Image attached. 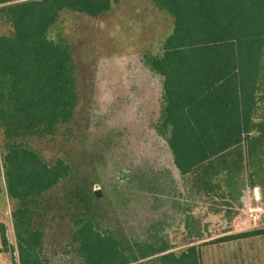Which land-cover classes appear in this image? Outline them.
I'll use <instances>...</instances> for the list:
<instances>
[{"label": "trees", "instance_id": "trees-1", "mask_svg": "<svg viewBox=\"0 0 264 264\" xmlns=\"http://www.w3.org/2000/svg\"><path fill=\"white\" fill-rule=\"evenodd\" d=\"M117 1L0 0V18L12 27L9 35H0L2 169L8 196L17 205L19 264H42L44 195L70 173L63 159L47 162L27 143L69 123L78 100L71 48L50 39L48 32L64 11L95 18ZM151 1L173 18L161 51L143 57L161 81V108L153 127L164 138L173 167L185 175L245 143L252 133L264 135V0ZM125 176L121 171L120 178ZM136 189L143 190L140 184ZM128 195L127 189L120 200ZM94 196L85 195L87 206L73 221L74 264H201L199 245L174 252L160 222L151 234L130 239L103 228L94 213ZM0 243V252H14L2 223Z\"/></svg>", "mask_w": 264, "mask_h": 264}, {"label": "rangeland", "instance_id": "rangeland-1", "mask_svg": "<svg viewBox=\"0 0 264 264\" xmlns=\"http://www.w3.org/2000/svg\"><path fill=\"white\" fill-rule=\"evenodd\" d=\"M172 29V16L151 0H118L95 18L64 11L49 30L50 39L71 48L78 100L69 123L52 135L27 139L45 161L61 158L70 167L68 177L44 195L42 264L76 262L73 221L87 206L85 195L95 191L100 192L94 196L100 226L130 239L151 234L160 222L176 253L202 240L204 216L264 217V135L254 132L245 143L180 175L164 138L154 130L161 81L143 57L159 53ZM11 32L0 18V35ZM2 157L0 134V223L14 250L2 252L0 264H19L17 205L7 193ZM127 189L128 200L121 201Z\"/></svg>", "mask_w": 264, "mask_h": 264}, {"label": "crops", "instance_id": "crops-1", "mask_svg": "<svg viewBox=\"0 0 264 264\" xmlns=\"http://www.w3.org/2000/svg\"><path fill=\"white\" fill-rule=\"evenodd\" d=\"M201 224L202 240L186 245H199L201 264H264V217L252 221L248 217L209 214L202 217ZM250 231L256 234L214 241Z\"/></svg>", "mask_w": 264, "mask_h": 264}, {"label": "water", "instance_id": "water-1", "mask_svg": "<svg viewBox=\"0 0 264 264\" xmlns=\"http://www.w3.org/2000/svg\"><path fill=\"white\" fill-rule=\"evenodd\" d=\"M95 196L96 197L100 196V192L99 191H95Z\"/></svg>", "mask_w": 264, "mask_h": 264}, {"label": "built area", "instance_id": "built-area-1", "mask_svg": "<svg viewBox=\"0 0 264 264\" xmlns=\"http://www.w3.org/2000/svg\"><path fill=\"white\" fill-rule=\"evenodd\" d=\"M253 214H251V216H252Z\"/></svg>", "mask_w": 264, "mask_h": 264}]
</instances>
